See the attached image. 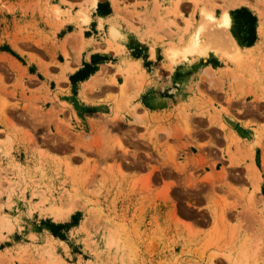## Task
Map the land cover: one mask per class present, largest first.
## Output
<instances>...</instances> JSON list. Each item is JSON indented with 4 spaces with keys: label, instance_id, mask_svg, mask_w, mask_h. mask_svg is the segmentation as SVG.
Masks as SVG:
<instances>
[{
    "label": "rangeland",
    "instance_id": "rangeland-1",
    "mask_svg": "<svg viewBox=\"0 0 264 264\" xmlns=\"http://www.w3.org/2000/svg\"><path fill=\"white\" fill-rule=\"evenodd\" d=\"M239 1L0 0V264H264V35ZM242 8L249 56L169 66L225 10L253 45Z\"/></svg>",
    "mask_w": 264,
    "mask_h": 264
},
{
    "label": "bare ground",
    "instance_id": "bare-ground-1",
    "mask_svg": "<svg viewBox=\"0 0 264 264\" xmlns=\"http://www.w3.org/2000/svg\"><path fill=\"white\" fill-rule=\"evenodd\" d=\"M98 1L99 0H92V5L96 6ZM179 2H181V1H179ZM242 4H246V5L250 6V8H252L254 10V12H256V14L259 15V18H260L259 32H260V35H264V0H257L255 2H253L251 0H240L239 2L235 3V5H242ZM204 13L207 16L206 19L208 18L210 23L212 22L214 24V21L216 22L218 20L212 12L204 11ZM208 19H207V21H208ZM220 20H221V22H219V23L221 24V26L222 25L224 26V30H221V31L212 30V28L214 26L213 27L211 26L212 31L209 30L210 32H208V34L204 33L206 35V37H208V39H206L207 41H205V39L203 40V37H205V36H203L202 27H200V28H198V30L194 34L192 33L193 35H191L189 42H187V44L188 43L189 44H188V46H187V44L185 45L186 47L183 48L184 50L183 49L177 50V48L172 49L171 46H169L168 48H170V49H166L167 50L166 52H168L167 55L169 56V58L168 57L167 58L170 60L169 66L171 67L172 63H175L176 61H178L177 59H183V60H189L191 58H201L202 59V58L211 57L213 55H215V56L219 55L218 53L221 51V49L223 50L224 47L225 48L227 47L230 49V52L225 50L226 51L225 56L228 55L229 59L241 60V59H243V57L249 56L248 53H252V51L255 50V48L258 45L253 44L249 47H246V46L244 47L241 44V42L239 41L237 36L232 31L233 16L229 12V10H225L223 12ZM209 22H207V23H209ZM206 28L208 29L209 27L206 26ZM110 34L114 37V39L118 38V41L122 42L120 39V36L118 34V31L115 28L111 29ZM212 43L214 45L216 44L215 46L220 45V47H222V48H220V50H218V49L216 50V49H214L216 47L212 48L213 47ZM208 44H210V45L212 44V47H210V45L208 46ZM152 49H153V53H152V55H153V54H155V49L154 48H152ZM221 53L224 55L223 52H221ZM127 63H128V68H131V70H132L133 67H136L139 64V61H135V62L130 61V66H129V62H127ZM126 72H128V70H126ZM132 72H134V71H132ZM125 84H126V82H125ZM89 85H90V83H89ZM84 90H85V88H84ZM84 93L85 92H83V94ZM0 103H1V100H0ZM5 103H6V101H5ZM2 104L3 103H1L0 112L2 111V109L4 111V106Z\"/></svg>",
    "mask_w": 264,
    "mask_h": 264
},
{
    "label": "crops",
    "instance_id": "crops-1",
    "mask_svg": "<svg viewBox=\"0 0 264 264\" xmlns=\"http://www.w3.org/2000/svg\"><path fill=\"white\" fill-rule=\"evenodd\" d=\"M101 3L102 2H100V5H101ZM109 3V6L111 7V13L110 14H108V15H104L103 13H99V11H98V8H100V5H98L96 8H95V11H96V14H93V20H92V24L91 25H95V31H94V36H96V37H101L102 36V34H103V32L101 31V28H99V18H101L102 19V21H104L105 22V19H108V21L110 20V19H113V13H114V5H113V3L111 2V1H109L108 2ZM189 2H184V3H182L184 6H187V5H189L188 4ZM98 4V3H97ZM258 17H259V15H258ZM120 24L122 23V26L125 28V24L123 23V22H119ZM135 25V27H137L138 29H141L139 32H136V33H134L135 31L133 30H131L129 27H127L126 26V28L125 29H127V30H129V32H130V34L129 35H132V37L133 38H130L131 36H129L128 37V39L130 38V43H131V40L132 39H135L137 42L140 40V37L138 38V35L140 34V32L141 31H149L148 30V24H147V20L145 19L144 21L143 20H136L135 21V23H134ZM107 28H108V25H107V23H104V28H103V30H105V34H106V31H107ZM108 34H109V32H108ZM108 36V35H107ZM107 36H106V38H107ZM261 37L263 36V35H260ZM261 37L260 38H258V40L256 41V45L258 44V42H260L261 41ZM139 39V40H138ZM111 43V42H110ZM98 46H101V47H103V50L105 51V50H107V44H106V41L104 40V41H99L98 40V45H96V44H93V47L95 48V49H97V47ZM114 48H109V50L108 51H110V52H113L115 55L117 54L116 53V51L115 50H113ZM137 61H139V60H137Z\"/></svg>",
    "mask_w": 264,
    "mask_h": 264
},
{
    "label": "trees",
    "instance_id": "trees-1",
    "mask_svg": "<svg viewBox=\"0 0 264 264\" xmlns=\"http://www.w3.org/2000/svg\"><path fill=\"white\" fill-rule=\"evenodd\" d=\"M234 15L236 16V19L238 20V24L241 26L240 27L241 32L246 34L243 37L240 36L241 39L249 45L253 44L256 40V32H255V26L257 23L256 16L253 15L252 12H250L246 8H242V9L234 12ZM88 73H87V75H88Z\"/></svg>",
    "mask_w": 264,
    "mask_h": 264
}]
</instances>
